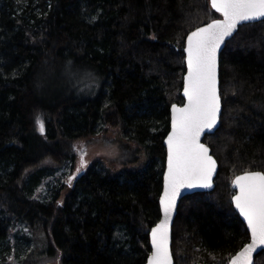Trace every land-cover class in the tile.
<instances>
[{
  "label": "trees",
  "instance_id": "16d2710c",
  "mask_svg": "<svg viewBox=\"0 0 264 264\" xmlns=\"http://www.w3.org/2000/svg\"><path fill=\"white\" fill-rule=\"evenodd\" d=\"M216 17L209 0H0V264H10L16 224L41 231V253L59 264L145 263L169 108L183 102L185 37ZM219 79L220 124L203 138L218 162L215 185L180 200L174 264H226L248 239L231 181L264 173V19L226 41ZM107 126L144 160L91 163L68 186L55 170L72 168L75 143ZM32 253L18 264H37Z\"/></svg>",
  "mask_w": 264,
  "mask_h": 264
},
{
  "label": "snow or ice",
  "instance_id": "6c2138e0",
  "mask_svg": "<svg viewBox=\"0 0 264 264\" xmlns=\"http://www.w3.org/2000/svg\"><path fill=\"white\" fill-rule=\"evenodd\" d=\"M223 19L212 20L187 37L188 73L184 77L187 104L172 106V130L167 137L168 169L160 199L164 219L151 231L152 253L148 264H172L168 247V225L176 197L184 187H211L215 161L199 142L204 129L215 125L220 110L217 94V50L244 21L264 18V0H211ZM37 123L43 131V123ZM239 189L232 199L247 221L251 243L232 257L230 264H250L251 253L264 245V173L246 172L233 182Z\"/></svg>",
  "mask_w": 264,
  "mask_h": 264
},
{
  "label": "rangeland",
  "instance_id": "374dc122",
  "mask_svg": "<svg viewBox=\"0 0 264 264\" xmlns=\"http://www.w3.org/2000/svg\"><path fill=\"white\" fill-rule=\"evenodd\" d=\"M90 74L86 73L80 79L86 81L91 80ZM88 78V79H87ZM82 82V81H80ZM145 158L144 152L138 150L137 147L128 142L123 135L115 128L107 126L104 129L97 131L93 135L80 139L75 143L73 167L68 169V164H61L56 170V175L61 176V179L71 186L75 177L85 168V166L94 162H103L106 166L113 169H120L132 163H141ZM138 161V162H137ZM44 180L37 193H46ZM14 235L19 237H27V241L16 246ZM10 239V253L7 255V260L10 264H18L19 259L25 257L28 251H33L30 258L34 259L37 264H59L57 254L54 258H47L41 253L44 249L43 234L41 231L33 232L25 226L16 224L9 235ZM18 237V238H19Z\"/></svg>",
  "mask_w": 264,
  "mask_h": 264
},
{
  "label": "water",
  "instance_id": "95a60500",
  "mask_svg": "<svg viewBox=\"0 0 264 264\" xmlns=\"http://www.w3.org/2000/svg\"><path fill=\"white\" fill-rule=\"evenodd\" d=\"M209 3H210V6H211V0H209ZM212 8V6H211ZM213 9V8H212ZM215 12L216 10L213 9ZM219 17H216V18H213L211 20H209L208 22L194 28L193 30L189 31L185 37V45H184V49H183V52H184V63H185V72L183 74V79H182V88H181V97L183 98V102L181 104L179 103H172L170 108H169V129L167 131V133L165 134L164 138H163V145H164V148H165V162H164V169H163V172H162V185H161V191L159 193V197H158V206H159V211H160V216H159V219L150 227L149 229V233H148V242H149V246H150V251L146 257V260H145V263L144 264H148V257L151 255L152 253V236H151V231L154 227H156V225H158L161 220L164 219V213H163V209H162V206L160 204V199L161 197L163 196L164 194V174L167 172V169H168V146H167V137L169 135V133L171 132L172 130V106L173 105H176L177 107H183L185 104H187V97L184 96V77L187 75L188 73V66H187V53L185 51V48L187 47V37L188 35H190L193 31H195L197 28H200V27H205L207 24L211 23L212 20H216V19H219V20H222L223 19V16L219 13V12H216ZM264 18H260V19H257V20H253V21H244V22H241L240 24L237 25V28L233 31L232 35L230 37H226L225 38V41L224 43L221 44L220 48L217 50V66H216V79H217V94L219 96V99H220V110L217 114V120H216V123L215 125H213L212 128L210 129H204L200 135V140L199 142L201 144H203L205 147L208 148V154L212 157V159L215 161V171L213 172L212 174V179H211V187H201V186H194V187H184V188H181L180 191H179V194L177 195L176 197V202H175V207L172 209V212H171V218L169 220V225H168V247H169V252H170V255H171V260H172V264H174V258H173V255H172V250H171V242H172V225H173V222H174V218H175V215H176V212H177V207H178V204L180 202V200L187 196V195H190L192 193H195V192H207V191H210L214 188V179L216 177V174L218 172V162L216 160V158L212 155L211 153V149L210 147L203 141V138L206 134H209V133H213L218 127H219V124H220V114H221V111H222V103H221V97H220V90H219V84H220V79H219V64H220V54L226 44V41L231 38L235 32L237 31L238 29V26L243 24V23H249V22H256V21H259V20H262ZM246 172H261L263 173L262 171L260 170H253V171H245V172H242V173H239L237 175H235L231 181V186L232 188L235 190V193L233 194L232 198L238 194L239 192V189L236 187V185L233 183L235 178L237 176H240V175H243L244 173ZM232 205L234 207V209L237 211V213L239 214V217L244 221V223L246 224L247 226V221L244 219V217L240 214L239 212V209L236 208L235 206V203L232 199ZM247 229H248V226H247ZM249 231V234H250V237H249V240L243 244L228 260V262L226 264H230V261L232 259V257H234L237 253H239L242 249H244V247L248 244H250L252 241H251V232L250 230L248 229ZM262 250H264V245H257L255 247V249L252 251L251 253V258H250V264H254V260H255V257L258 253H260ZM197 264H205V263H197Z\"/></svg>",
  "mask_w": 264,
  "mask_h": 264
},
{
  "label": "flooded vegetation",
  "instance_id": "af4514ba",
  "mask_svg": "<svg viewBox=\"0 0 264 264\" xmlns=\"http://www.w3.org/2000/svg\"><path fill=\"white\" fill-rule=\"evenodd\" d=\"M233 190H234V189H233ZM234 193H235V190L233 191L232 196H233ZM232 196H231V204H232ZM232 207H233V205H232ZM233 209H234V207H233ZM234 210H235V209H234ZM235 211H236V210H235ZM236 213H237V211H236ZM237 215H238V217H239V214H238V213H237ZM239 218H240V217H239ZM240 219H241V218H240ZM241 221L243 222V224H244V226H245V228H246V230H247V232H248V239H247V241H248V240H249V237H250L249 231H248L247 226H246V224L244 223V221H243L242 219H241ZM247 241H246V242H247ZM246 242H245V243H246ZM245 243H244V244H245ZM231 256H232V255H231ZM231 256H230V257H231Z\"/></svg>",
  "mask_w": 264,
  "mask_h": 264
}]
</instances>
